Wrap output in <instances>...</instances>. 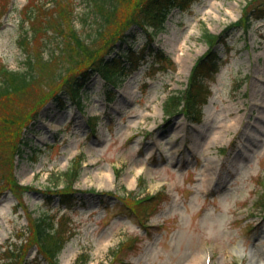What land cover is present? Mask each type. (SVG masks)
<instances>
[{"label":"rangeland","instance_id":"374dc122","mask_svg":"<svg viewBox=\"0 0 264 264\" xmlns=\"http://www.w3.org/2000/svg\"><path fill=\"white\" fill-rule=\"evenodd\" d=\"M246 1L195 0L183 10L173 8L153 43L172 60L167 68L141 64L108 86L112 98L93 74L83 91L85 113L50 99L19 131L20 153L13 156L12 140L4 146L0 140V160L6 163L0 171V264L11 255L4 251L8 242L26 235V207L62 228L58 264H72L80 252L86 264H110L114 258L113 264H191L206 250L211 264H264V207L257 206L260 199L255 203L264 181V17L253 18L248 31L232 27L224 44L216 45L221 62L204 79L209 94L198 121L162 109L167 95L185 88L192 65L207 51L202 28L220 33L243 15ZM30 10L36 13L34 26L27 21ZM93 21L84 0H0V66L22 69L28 53L46 59L53 49L56 56L69 26L86 38ZM127 34L118 47L138 48L147 40L138 26ZM58 70L64 76L75 72L65 64ZM23 99H0V116L25 109L31 114ZM79 154L77 192L63 202L54 193L64 184L56 174ZM11 161L17 181L32 186L20 196L23 208L5 189ZM129 190L157 195L135 211L122 198ZM144 220L147 229L140 226ZM126 239L132 245L114 253ZM36 254V246H28L24 264H47Z\"/></svg>","mask_w":264,"mask_h":264},{"label":"trees","instance_id":"16d2710c","mask_svg":"<svg viewBox=\"0 0 264 264\" xmlns=\"http://www.w3.org/2000/svg\"><path fill=\"white\" fill-rule=\"evenodd\" d=\"M93 16V22L96 24L94 31L88 33L86 38L81 37L77 29L69 26L68 34H63L61 40L62 46L44 59L34 53H28L22 69H8L0 66V99L9 98L13 101H19L23 96V101L31 104L33 110L28 114L27 109L22 111H9L8 114L0 116V140L4 145L11 141L15 154L21 152L24 141L20 138L22 133L19 131L27 124L34 120L40 107L47 101L53 100L63 107L68 102L75 104L82 109L83 91L90 76L95 72L99 73L107 86H114L128 73L135 70L140 64L149 60L152 68L163 69L170 63L169 58L161 50L152 48L153 38L164 29V23L173 7L184 9L194 0H84ZM256 1V0H255ZM60 5V4H59ZM59 7L60 14L64 15ZM26 12V11H25ZM27 19L33 22L36 13L30 10ZM264 17V0L248 1L244 8L241 18L231 24L232 26H242L247 28L253 18ZM136 25L143 29L148 37L147 42L139 48L132 45H126L116 50L118 43L126 40V31ZM54 26L61 30L63 25L56 20ZM49 30L50 27H47ZM37 33V32H36ZM38 34V33H37ZM33 34L32 40L37 37ZM202 40L208 44L209 50L201 56L194 65L188 86L179 94H173L164 102L163 108L166 113H172L173 109L183 108L194 118H199L200 107L204 102L208 88L204 82L208 74L216 71L221 61L218 51L214 46L223 42V34H214L205 27L202 28ZM25 39L22 38V41ZM21 41V42H22ZM25 42V41H24ZM56 62H54V58ZM58 64H65L67 71L75 72L66 76L58 70ZM156 64V65H155ZM155 65V66H154ZM61 83L56 84L57 81ZM42 87L54 89L49 93H35L34 89ZM108 96L112 98V93L108 89ZM19 137V139H18ZM15 141V142H14ZM80 157L73 160L71 166L56 174V178H63V188L56 189L63 202L69 201L75 192L73 184L79 176ZM5 160H0V171L5 165ZM9 170L5 177V189L11 190L21 205L20 196L24 191L32 189V186L19 184L13 173L12 161L8 163ZM3 186V184H2ZM4 187V186H3ZM48 187L46 197L50 198L52 192ZM125 199V197H122ZM264 205V195L262 197ZM127 199V198H126ZM129 205L140 211L145 205V199L135 200L131 197L127 200ZM15 205L14 209L18 206ZM27 217L26 233L19 244L14 243L7 252L14 255L10 259L14 264H22L26 261L25 253L28 246L35 244L37 251L48 264H58L57 255L63 246L62 228L54 225L53 219L49 215L33 217L31 212L24 209ZM62 225V223L60 222ZM114 253L118 252L120 246ZM126 246V245H125ZM119 250V251H120ZM84 255L76 257L73 264H85Z\"/></svg>","mask_w":264,"mask_h":264},{"label":"bare ground","instance_id":"6f19581e","mask_svg":"<svg viewBox=\"0 0 264 264\" xmlns=\"http://www.w3.org/2000/svg\"><path fill=\"white\" fill-rule=\"evenodd\" d=\"M178 136V135H177ZM175 140H176V138H175ZM191 264H205V262H203V260L202 259H196L193 263H191Z\"/></svg>","mask_w":264,"mask_h":264}]
</instances>
